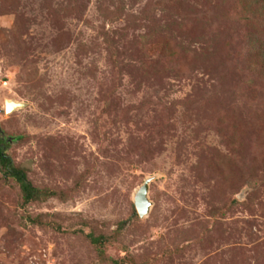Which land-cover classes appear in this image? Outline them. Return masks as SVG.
Masks as SVG:
<instances>
[{"label": "rangeland", "instance_id": "1", "mask_svg": "<svg viewBox=\"0 0 264 264\" xmlns=\"http://www.w3.org/2000/svg\"><path fill=\"white\" fill-rule=\"evenodd\" d=\"M0 109V264H264V0H0Z\"/></svg>", "mask_w": 264, "mask_h": 264}, {"label": "trees", "instance_id": "2", "mask_svg": "<svg viewBox=\"0 0 264 264\" xmlns=\"http://www.w3.org/2000/svg\"><path fill=\"white\" fill-rule=\"evenodd\" d=\"M0 160L6 171L9 173V175L14 177L16 181L19 183L25 203H29L39 198L40 191H38L31 184V182L28 180L25 171L23 169L13 166L11 159L7 155H5V153L1 148H0ZM91 240L94 243H99L102 240V237L91 236Z\"/></svg>", "mask_w": 264, "mask_h": 264}, {"label": "water", "instance_id": "3", "mask_svg": "<svg viewBox=\"0 0 264 264\" xmlns=\"http://www.w3.org/2000/svg\"><path fill=\"white\" fill-rule=\"evenodd\" d=\"M21 106H22L21 103H18L13 100H9L8 102L6 101L4 110L6 112H11L14 109H17ZM0 111L2 110L0 109ZM148 182L149 180L145 181V183L141 187L138 188V190L136 191L134 195V204H135L137 213L141 218L149 214L151 204H152L148 198V188H149Z\"/></svg>", "mask_w": 264, "mask_h": 264}, {"label": "flooded vegetation", "instance_id": "4", "mask_svg": "<svg viewBox=\"0 0 264 264\" xmlns=\"http://www.w3.org/2000/svg\"><path fill=\"white\" fill-rule=\"evenodd\" d=\"M1 141V140H0Z\"/></svg>", "mask_w": 264, "mask_h": 264}]
</instances>
